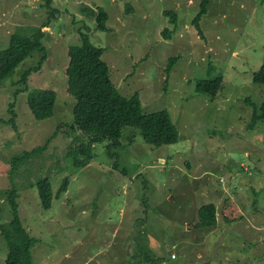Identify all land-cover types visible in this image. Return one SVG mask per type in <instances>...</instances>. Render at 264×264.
<instances>
[{"label":"rangeland","instance_id":"obj_1","mask_svg":"<svg viewBox=\"0 0 264 264\" xmlns=\"http://www.w3.org/2000/svg\"><path fill=\"white\" fill-rule=\"evenodd\" d=\"M200 1L0 0V51L13 33L31 36L50 19L44 64L25 87L17 84L39 63L34 53L0 89V117L7 120L14 103L17 126L0 123V224L11 220L5 190L14 187L20 222L38 241L32 264H264V119L252 124L264 102V85L252 80L264 61V0H207L202 38L191 24ZM98 7L109 14L107 31L97 30ZM165 10L178 18L171 39L163 36L175 28ZM80 31L105 49L121 95H137L143 113L169 112L178 142L153 147L124 127L117 150L97 144L92 160L77 167L69 152L87 138L69 128L11 170L13 157L74 123L65 71ZM219 76L214 98L196 90ZM48 89L54 114L36 121L27 96ZM45 177L55 195L48 209L36 187ZM65 178L68 189L56 196ZM208 202L217 204V222L203 228L197 210ZM7 252L0 235V264Z\"/></svg>","mask_w":264,"mask_h":264},{"label":"trees","instance_id":"obj_2","mask_svg":"<svg viewBox=\"0 0 264 264\" xmlns=\"http://www.w3.org/2000/svg\"><path fill=\"white\" fill-rule=\"evenodd\" d=\"M50 0H47V5ZM207 0L199 2V9L193 17L191 24L198 36L202 38L199 28V19L206 12ZM52 9V8H51ZM55 9L50 14L53 17ZM96 13L97 30L107 31L108 12L98 7ZM165 14L171 15V22L175 26L173 30L165 29L164 38L171 39L177 30V14L175 11L165 10ZM48 19L42 27L32 29L31 36L19 32L13 33L6 48L0 51V89L2 82L25 59L37 53L40 56L36 67H30L21 74L18 85L25 87L28 75L37 71L48 56V50L43 40L45 32L43 28L49 26ZM81 44L68 48L69 62L66 67L68 93L74 99L72 125L62 124L56 127L51 138L47 139L43 146L35 147L31 151H24L21 156H15L11 160V170L20 162L29 159L32 155L42 153L59 131H78L87 138V144L82 143L78 149H71L69 155L74 157L77 167L85 166L93 158V148L97 144L108 142L110 151L119 148L120 137L124 127L136 128L140 131L145 144L153 147L172 145L178 142V131L167 111H154L143 113L137 95L130 97L119 93L111 80L110 68L103 60L105 49L95 46L87 34L80 31ZM176 58H171L167 66L169 73ZM254 83L264 85V61L261 68L254 74ZM222 77L213 80H203L196 83L198 92L214 98L221 88ZM55 93L53 90H36L27 96L28 105L34 120H47L54 114ZM8 119L0 117V123L10 126L17 131L15 124L14 103L7 105ZM261 114L254 112L253 123L258 119H264V102L259 107ZM114 155V153H112ZM81 156V157H80ZM39 203L41 208L48 209L54 200L51 181L47 177L36 182ZM68 189V178L56 192V196ZM7 202L10 208L11 220L7 224H0V235L7 243L8 252L4 264H32L31 250L38 242L31 237L22 226L18 216V204L16 201V189L11 187L5 190ZM198 224L203 228H211L216 224V206L208 202L199 206L197 210Z\"/></svg>","mask_w":264,"mask_h":264},{"label":"crops","instance_id":"obj_3","mask_svg":"<svg viewBox=\"0 0 264 264\" xmlns=\"http://www.w3.org/2000/svg\"><path fill=\"white\" fill-rule=\"evenodd\" d=\"M224 205V204H223ZM215 206H216V209H217V204H215ZM216 213H217V211H216ZM222 214H224V213H222ZM216 216H217V214H216ZM136 221V220H135ZM216 222H217V217H216Z\"/></svg>","mask_w":264,"mask_h":264},{"label":"built area","instance_id":"obj_4","mask_svg":"<svg viewBox=\"0 0 264 264\" xmlns=\"http://www.w3.org/2000/svg\"><path fill=\"white\" fill-rule=\"evenodd\" d=\"M173 257H174V255H173Z\"/></svg>","mask_w":264,"mask_h":264}]
</instances>
